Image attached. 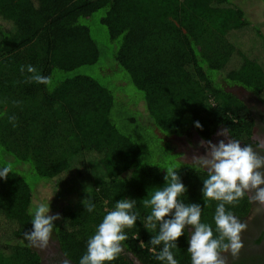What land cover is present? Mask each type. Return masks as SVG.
<instances>
[{
	"label": "trees",
	"instance_id": "trees-1",
	"mask_svg": "<svg viewBox=\"0 0 264 264\" xmlns=\"http://www.w3.org/2000/svg\"><path fill=\"white\" fill-rule=\"evenodd\" d=\"M233 1L0 0V169H12L7 180L0 179V264H42L24 240L39 203H49L50 214L61 216L51 234L61 258L79 264L104 216L124 198L135 200L133 211L139 215L124 229L123 251L109 264H134L133 258L164 264L157 259L162 245L150 243L159 224L155 229L147 225L151 207L143 200L165 186L167 169L140 137L150 136L151 130L165 154L179 159L171 136L194 130L209 139L221 125L231 133L250 129L235 124L250 110L229 87L240 86L264 103V50L260 53L255 40L243 37L252 26L253 38L256 33L263 38L264 18L248 20L242 1ZM101 11L99 28L95 15ZM101 36H106L107 48L101 47ZM29 65L52 84L29 80ZM130 85L142 94L137 100L130 99ZM40 89L42 98L35 99L44 109L39 127L47 117L62 121L63 127L65 122L70 130L33 137L25 116V121L10 117L12 104L31 102ZM49 143L55 151L62 145L69 150L44 164L38 155ZM177 162L172 170L187 189L178 200L199 204L201 222L218 236L214 216L219 202L204 200L198 190L207 170ZM65 192L76 200L70 197L63 210ZM88 203L94 205L92 212L86 210ZM226 209L242 215L247 201L244 197ZM10 229L12 237H7ZM190 230L172 249L178 264H192Z\"/></svg>",
	"mask_w": 264,
	"mask_h": 264
},
{
	"label": "clouds",
	"instance_id": "clouds-1",
	"mask_svg": "<svg viewBox=\"0 0 264 264\" xmlns=\"http://www.w3.org/2000/svg\"><path fill=\"white\" fill-rule=\"evenodd\" d=\"M27 71L34 74L31 79L37 83L47 85L51 82L49 77L36 74L31 65ZM195 126L202 129L199 122ZM218 135L225 139L218 143L201 141L200 146L205 148L206 154L192 157V162L208 173V178L203 180L204 200L219 202L214 216L218 236L214 237L211 225L201 222L202 208L199 204H185L178 200L187 189L171 168L166 171L165 186L143 200L145 207H151L147 225L155 229L159 224V232L150 243L162 245L157 259L164 264H178L172 249L178 246L177 242L184 236L186 228L192 230L187 248L192 264H227L224 254L233 258L239 256L244 247L242 233L248 225L228 211L226 205H235L250 193L251 202L257 204L256 214H264V140H258L254 148L251 144L242 146L239 141L230 139L227 128ZM11 171V166L0 169V179L7 180ZM135 203L131 198L117 201L115 209L104 216L96 233L88 240L86 254L79 264H109L121 254L122 243L127 239L124 229L131 228L139 215L133 211ZM86 210L92 212L94 205L88 203ZM50 212L49 203L36 205L32 228L24 233V240L31 246L41 249L48 246L55 222L61 219L59 214Z\"/></svg>",
	"mask_w": 264,
	"mask_h": 264
},
{
	"label": "flooded vegetation",
	"instance_id": "flooded-vegetation-1",
	"mask_svg": "<svg viewBox=\"0 0 264 264\" xmlns=\"http://www.w3.org/2000/svg\"><path fill=\"white\" fill-rule=\"evenodd\" d=\"M228 90L250 110L249 117H241L235 120L237 126L249 125L250 129L234 133L228 130L229 138L239 141L242 146L251 144L255 148L258 140H264V103L254 94L240 86L229 87ZM225 128L224 125L219 126L209 139L202 138L194 130L190 135L171 136L169 139L174 144L181 143L182 147L179 150L180 152H178L180 154L179 159L185 163L194 164L192 162L193 156L206 154L205 148L200 146L201 141L218 143L219 140L225 139V137L218 135ZM251 195L250 193L245 194L247 201L246 212L242 215H235L241 222H245L248 225L247 230L242 233L244 247L237 258L225 253L227 264H264V214H256L257 204L251 202ZM51 256V259L47 260V264H65L66 259H62L59 252L56 251ZM133 261L134 264H142L134 258ZM67 264L71 263L67 262Z\"/></svg>",
	"mask_w": 264,
	"mask_h": 264
},
{
	"label": "rangeland",
	"instance_id": "rangeland-1",
	"mask_svg": "<svg viewBox=\"0 0 264 264\" xmlns=\"http://www.w3.org/2000/svg\"><path fill=\"white\" fill-rule=\"evenodd\" d=\"M231 1H233V0H231ZM241 1H242L241 5L245 8V10H248V14H249V17L247 18L248 20L252 21V20L257 19L258 17H263L264 18V0H241ZM95 16H98V18H97V20H95V22L99 23V28H101L100 27V19L103 16V11L98 12ZM251 27L252 26H250L248 28L252 29ZM99 28L95 30V33H97V36H100L99 35ZM248 28L246 29V33L244 34L243 37L252 38V39H249V42H251V43L254 42V40H255L253 45L259 46L260 48L262 47L261 50H260V53H261L262 50H264L263 49V43H262L264 41L263 40L264 37L262 38L260 35L258 36L257 33H256L255 34V38H253L254 37V33H253L252 30H248ZM255 31H256V29H255ZM232 36H229L230 42H231ZM233 37H241V36L240 35H236V36H233ZM97 38H99V37H97ZM245 40L246 39H244V41ZM99 43L101 44L102 48H107L108 41H107L106 36L105 37L101 36L99 38ZM215 44H216L215 48L219 46V45H217V43H215ZM210 54H212V50H211ZM255 54L256 53L253 52V55H255ZM262 56H264V55H262ZM22 60H25V59H22ZM22 60H20V61H22ZM91 71L92 72H96L97 70L91 69ZM1 72H2V68L0 67V73ZM25 74H28L29 75L28 77H30L29 80L33 81L31 79V77L34 75L33 73H29L26 70ZM36 74H38V70H36ZM57 79H58V77H55V84L57 83ZM50 81H51L50 84H52V80L51 79H50ZM27 82H29V81H27ZM130 88L131 89L129 90L128 93H129L130 99L132 101H134V99L137 100L138 98L141 97L142 94H140L138 91H136L135 87L130 85ZM50 89H51V86H48V87L45 88L46 91H49ZM40 91H41V89L39 90V94H38L37 97L33 98L34 95L31 96V98H33L34 100L32 99L31 102H28L26 104H22L23 106L21 104H19V103L12 104L10 106V109H12L10 117L11 118L14 117L13 118V120H14L15 118L21 116L22 117V121H25V118L23 117V116H25L26 119L29 122L30 129H31V132H29V133L30 134H34V135H31L33 137H38V136H36V135H38V133L40 134L39 137H41L43 135H49L48 133H52L54 135H57L61 131L66 129V127H68V129H69V126L65 127V122H64V127H63L62 121H58V120H56L54 118H50V117H49L50 118L49 121H47V117H46V119H45V121L47 122L46 125L44 124L43 127H39V125H40L39 122L40 121H38V120H39V117L41 115H44L43 114L44 113V111H43L44 109L41 106H39L41 104V102L40 101L39 102L35 101V99L41 100L42 93H40ZM32 102H35L36 104L31 106L30 104ZM43 107H45V106H43ZM8 110H9V107H8ZM132 114H133V112H132ZM46 115H48V113ZM124 115H127V114L124 113ZM59 120H62V119L59 118ZM147 133H149L150 136H148V137L141 136L140 138H143L142 141H141L142 145L146 146L147 148H149V150H151L149 153H151V154L155 153V154L152 155L153 159L155 161H158V163L161 164V167H164L165 169L176 168L179 165V162H177L179 159L176 158L175 155L165 154V152H164L165 150L162 149L163 147L161 146L160 140H156L155 139V136L152 134L151 130H149ZM52 134H51V136H53ZM39 140H40V138H38V140H36L37 145L42 147L43 146V142H41ZM44 144H46V143H44ZM173 146H174L176 152H180L179 150L182 147L181 143H178V144L175 143V144H173ZM41 147H39V148H41ZM51 148H54V147H53V145L51 147V143H49L46 146V148L44 149V153L38 155L40 160H42L44 164H45V162L46 163L49 162V161L51 162L54 159L60 158L62 156L63 152L65 153L67 150H69L68 147H66V145L65 146L62 145L56 151L54 149H51ZM49 149H51L52 152L48 153ZM161 149H162V151H161ZM32 180H33V178L31 177L30 181H32ZM198 190L199 191L202 190L201 186L199 187ZM69 193L71 195H69ZM70 197H71V199L73 201L76 200V196H74L72 194V192H67V193L65 192L64 193V197H62L63 201H62V204L60 205L63 208V210H66V207L70 204V202H71L70 201ZM12 231H13L12 229L9 230L10 233H9V235L7 237H12ZM2 239L4 240L5 237H2ZM31 247L41 256L42 264H47V260L51 259V257H52L51 255L56 253V251L58 252V250H57L58 249V244H57V242L54 240V238L52 236H51V238L49 240V243H48V246L46 248L41 249V248H37V247H34V246H31Z\"/></svg>",
	"mask_w": 264,
	"mask_h": 264
},
{
	"label": "built area",
	"instance_id": "built-area-1",
	"mask_svg": "<svg viewBox=\"0 0 264 264\" xmlns=\"http://www.w3.org/2000/svg\"><path fill=\"white\" fill-rule=\"evenodd\" d=\"M211 101H212V99H211Z\"/></svg>",
	"mask_w": 264,
	"mask_h": 264
}]
</instances>
